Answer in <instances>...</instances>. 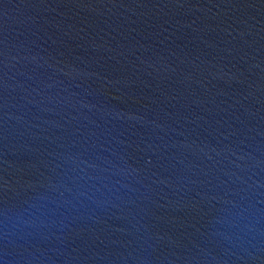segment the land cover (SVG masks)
I'll return each instance as SVG.
<instances>
[{"label": "water", "instance_id": "water-1", "mask_svg": "<svg viewBox=\"0 0 264 264\" xmlns=\"http://www.w3.org/2000/svg\"><path fill=\"white\" fill-rule=\"evenodd\" d=\"M0 264H264V0H0Z\"/></svg>", "mask_w": 264, "mask_h": 264}]
</instances>
